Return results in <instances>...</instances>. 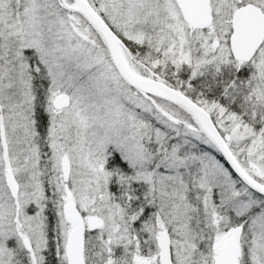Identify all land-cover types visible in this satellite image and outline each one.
I'll use <instances>...</instances> for the list:
<instances>
[{"label": "snow or ice", "instance_id": "obj_1", "mask_svg": "<svg viewBox=\"0 0 264 264\" xmlns=\"http://www.w3.org/2000/svg\"><path fill=\"white\" fill-rule=\"evenodd\" d=\"M0 264H264V0H0Z\"/></svg>", "mask_w": 264, "mask_h": 264}]
</instances>
